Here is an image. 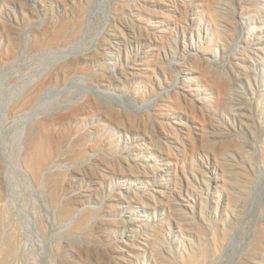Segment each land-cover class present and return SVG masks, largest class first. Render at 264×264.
<instances>
[{"label": "rangeland", "instance_id": "rangeland-1", "mask_svg": "<svg viewBox=\"0 0 264 264\" xmlns=\"http://www.w3.org/2000/svg\"><path fill=\"white\" fill-rule=\"evenodd\" d=\"M0 264H264V0H0Z\"/></svg>", "mask_w": 264, "mask_h": 264}]
</instances>
